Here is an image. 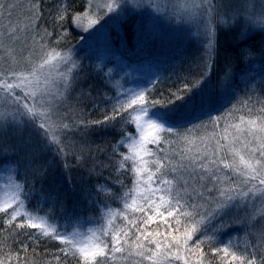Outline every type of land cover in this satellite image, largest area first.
I'll return each instance as SVG.
<instances>
[{"label": "snow or ice", "instance_id": "snow-or-ice-1", "mask_svg": "<svg viewBox=\"0 0 264 264\" xmlns=\"http://www.w3.org/2000/svg\"><path fill=\"white\" fill-rule=\"evenodd\" d=\"M25 3L0 0V164L23 169L9 177L0 199V232L12 241L7 251L0 246V264H28L20 253L26 256L41 237L78 264H264V105L259 112L249 107L254 118L241 115L221 127L231 109L221 106L223 115H214L207 90L221 57L220 32H235L238 45L264 33V0H83L78 11L62 0L51 24L40 0ZM131 16L142 18L132 35L140 52L170 22L198 44L199 55L186 73L173 74L167 95L152 88L172 76L153 74L146 87L125 89L112 68L86 66L75 49L59 48L69 27L94 28L91 35L107 39L109 25ZM240 52L251 56V49ZM233 75L226 63L221 83L229 85ZM90 78L103 87L85 83ZM231 95L229 87V104ZM250 99L246 92L241 103ZM209 125L211 134L192 136V128ZM108 130L120 133L116 143L91 139ZM56 166L67 188L45 187ZM76 169L88 178L108 172L107 184L89 186L82 178L77 187L70 175ZM107 199H119L121 207ZM82 204L107 209L103 223L87 232L61 230L58 214L79 221ZM237 227L253 238L251 246L234 234L225 238Z\"/></svg>", "mask_w": 264, "mask_h": 264}, {"label": "trees", "instance_id": "trees-1", "mask_svg": "<svg viewBox=\"0 0 264 264\" xmlns=\"http://www.w3.org/2000/svg\"><path fill=\"white\" fill-rule=\"evenodd\" d=\"M7 0H5L6 2ZM45 20L49 24L52 23L53 16L56 15L57 7L61 5L62 0H40ZM71 4L73 10H80L83 4V0H63V4ZM133 22L132 16L129 17L125 22L119 23L118 36L111 35L108 40V44L105 47H101L95 40L92 39L90 34L87 32L80 31L79 29L69 27L67 29V38L63 40L59 48L61 50H67V48H73L76 54L80 58L81 62L86 66H93L96 63H103L107 68L113 69V74L116 80H119L123 85V88H144L148 85V80L153 76V74H162L164 76H172V80H167L164 83L157 82V86L152 88V92L159 95V89L164 90V94L167 95V90L169 88H174L175 85L173 80L175 79L174 73H186L189 64L199 55L198 44L195 42H187L180 38L171 35L160 34L159 38L152 39L148 43V47L145 51L140 52L134 46V41L132 40L133 35ZM127 34V44L123 42V37ZM235 32H220V45H221V57L216 65L212 77L207 82L208 95L211 99L212 105L216 111L214 115L223 113L219 112L221 106H227L231 109L229 115L224 117L221 122V127L224 123H239V117L244 115L246 118L249 117V107L254 106L259 112L261 105H264V33H254L244 44L238 45L235 40ZM240 48L251 49V56L245 59ZM231 63L232 71L234 73L230 83L232 95L230 99L232 104H229V97L226 101L218 106V97L214 94L217 92L218 86L221 84L220 77L223 75L224 67L226 63ZM137 65L135 69V77L133 75L129 76L130 67ZM251 84L249 89L245 82ZM92 83L97 87H103L98 78L91 79L85 83ZM107 91V89H105ZM251 98L250 101L244 104L245 93ZM112 94V93H110ZM75 104L76 101H73ZM86 110H91L88 104L83 105ZM196 107H199V97L196 100ZM199 114V113H198ZM97 113H93V118L97 116ZM186 122V121H185ZM207 123V121H205ZM129 131H132L129 128ZM213 128L209 125L207 128L194 127L192 128V136L200 137L211 134ZM216 131H220V128H216ZM120 138V133L118 131L108 130L107 132L95 133L91 139H95L98 142L107 141L110 143H116ZM123 151V149H121ZM51 159V157H48ZM72 161L70 160L69 163ZM22 175L23 169L19 168L15 172L10 170V166L7 163L0 164V186L3 184L1 179L6 181V175L15 177L16 175ZM72 177V182L79 187L82 182V178L88 181L89 186L93 184H107L105 177L108 176V172L102 177L88 178L84 175L83 169H76L70 173ZM124 183L131 186L134 181L128 177L124 178ZM9 182V180H8ZM61 185L67 188V182L63 170L56 166L54 171L51 172L48 182L45 187L49 185ZM113 191H119V186H115ZM3 196L0 197L2 199ZM40 197L37 196L36 200ZM101 200L105 199V195L100 197ZM107 203L111 208H120L121 202L119 199H107ZM43 208L47 209L51 205L42 204ZM71 207V205H69ZM83 211L80 215L79 221L73 220L69 223L62 215L58 214V224L61 226V230L64 228H71L73 226L78 227L82 232H87L88 229L98 228L103 220L101 219L102 212L107 211L102 205L101 210L97 211L95 208H90L81 205ZM241 215H243L241 213ZM259 217V216H258ZM119 218H117L116 223L118 224ZM260 222L259 220L257 221ZM151 229H155V225L151 226ZM228 234H234L241 237V242H247L248 246H251L252 237L245 236V234L240 230L239 227L228 230L225 234L227 238ZM11 238L8 236L6 231L0 232V246L3 247L4 251H7V245H11ZM21 257L28 261V264H57L55 257L59 256L62 260L69 261L70 264H78L75 258L63 257V255L57 250L55 243H44L43 237L36 243H29L28 252L25 256L24 252L20 253ZM2 257V253H0ZM119 264V262H118Z\"/></svg>", "mask_w": 264, "mask_h": 264}, {"label": "rangeland", "instance_id": "rangeland-1", "mask_svg": "<svg viewBox=\"0 0 264 264\" xmlns=\"http://www.w3.org/2000/svg\"><path fill=\"white\" fill-rule=\"evenodd\" d=\"M7 2V1H6ZM16 2L19 4V3H25V0H16ZM98 3H103V0H97ZM252 3L254 5H258L259 3V0H252ZM25 7H27V4L25 3ZM257 11H259V9L257 8L256 9ZM141 17H137V16H132V22L134 25H139L141 23ZM5 23H7V21H5ZM103 23V21H102ZM172 24V27H168L167 25L163 26L161 29H160V34L162 35H171L174 36V37H177V38H180L184 41H187V42H193L194 43V39H191L189 38L184 32L182 31H179V30H174L175 29V22H170ZM119 25V24H118ZM118 25L117 26H111L109 25L107 28H106V33H107V39H105V36L104 35H97V36H93L91 35V33L95 32V29H90L87 34H90V36L92 37V39L95 40V43H97L98 45H100L101 47H105L109 42L108 40L110 39L111 35L114 34V36H118V32L119 31V28H118ZM99 27V26H97ZM190 27L192 28L193 31H195V25H190ZM0 55H3L2 53H0ZM137 68V65H134L132 67H130V72H129V76L133 75V77L136 78V74H135V69ZM136 75V76H135ZM231 88V83L229 82V85H224V84H220L218 86V89H217V92L214 94L216 97H218V106H220L221 104H223L226 99H227V96H225V92L228 90V88ZM9 177L10 175H6V181L1 179V182L3 183L1 186H0V197L4 195V191L6 190L5 189V185L8 184V180H9ZM255 214L256 216H260V212H261V205L259 203H257L256 205V208H255ZM244 215V213H242ZM80 230V229H79ZM81 231V230H80Z\"/></svg>", "mask_w": 264, "mask_h": 264}]
</instances>
